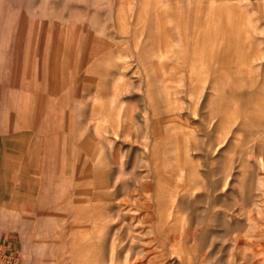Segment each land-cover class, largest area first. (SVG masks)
<instances>
[{"label":"rangeland","instance_id":"374dc122","mask_svg":"<svg viewBox=\"0 0 264 264\" xmlns=\"http://www.w3.org/2000/svg\"><path fill=\"white\" fill-rule=\"evenodd\" d=\"M0 264H264V0H0Z\"/></svg>","mask_w":264,"mask_h":264},{"label":"bare ground","instance_id":"6f19581e","mask_svg":"<svg viewBox=\"0 0 264 264\" xmlns=\"http://www.w3.org/2000/svg\"><path fill=\"white\" fill-rule=\"evenodd\" d=\"M25 201H27L29 199V197H25L23 198ZM108 219H109V216H108Z\"/></svg>","mask_w":264,"mask_h":264}]
</instances>
